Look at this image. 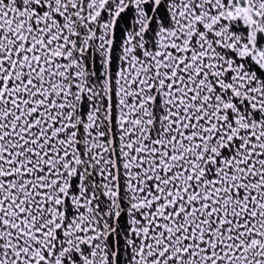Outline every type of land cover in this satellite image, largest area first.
Wrapping results in <instances>:
<instances>
[{
	"label": "snow or ice",
	"instance_id": "6c2138e0",
	"mask_svg": "<svg viewBox=\"0 0 264 264\" xmlns=\"http://www.w3.org/2000/svg\"><path fill=\"white\" fill-rule=\"evenodd\" d=\"M0 264H264V0H0Z\"/></svg>",
	"mask_w": 264,
	"mask_h": 264
}]
</instances>
